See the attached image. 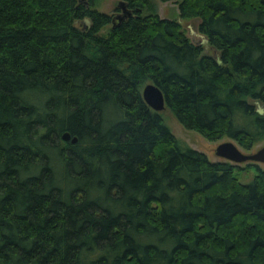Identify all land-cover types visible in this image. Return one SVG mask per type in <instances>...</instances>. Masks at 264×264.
I'll list each match as a JSON object with an SVG mask.
<instances>
[{
  "label": "trees",
  "instance_id": "obj_1",
  "mask_svg": "<svg viewBox=\"0 0 264 264\" xmlns=\"http://www.w3.org/2000/svg\"><path fill=\"white\" fill-rule=\"evenodd\" d=\"M0 0V264H264V169L210 161L176 120L264 139V0ZM68 132L76 142L64 140Z\"/></svg>",
  "mask_w": 264,
  "mask_h": 264
},
{
  "label": "rangeland",
  "instance_id": "obj_2",
  "mask_svg": "<svg viewBox=\"0 0 264 264\" xmlns=\"http://www.w3.org/2000/svg\"><path fill=\"white\" fill-rule=\"evenodd\" d=\"M155 10L157 14L161 18H167V19H177L181 25L183 30L185 31L186 36L195 44H202L203 46V52L210 53L211 49L205 42V37L201 35L198 30L197 26L199 24L198 18H192V19H181L179 18V10L177 3L172 1L167 2H161V1H155L154 2ZM117 7V0H102L97 3L96 8L101 11L112 15H117L120 13V11H116ZM165 124L170 128L171 132L174 134V136L181 141L184 145L198 150L200 152H203L206 154L208 159L210 161L216 162V161H227L219 156L216 155L215 149L217 145H219L222 142L226 141H233L229 138H222L217 141H209L208 139L204 138L199 133L185 129L172 115V113L167 109L164 108L162 111H160ZM234 142V141H233ZM236 144V142H234ZM237 145V144H236ZM264 145V139L258 143H256L252 149L249 151L243 150L242 148L239 149L242 152L250 153L256 151L258 148ZM231 163L232 165L244 167L247 164L253 165L251 168H249L247 171H240L236 172L240 181L243 183H247L251 180L253 175L257 172L256 168L254 166H258L261 169H264V163L261 162H243V163H233L230 161H227Z\"/></svg>",
  "mask_w": 264,
  "mask_h": 264
},
{
  "label": "water",
  "instance_id": "obj_3",
  "mask_svg": "<svg viewBox=\"0 0 264 264\" xmlns=\"http://www.w3.org/2000/svg\"><path fill=\"white\" fill-rule=\"evenodd\" d=\"M118 5L122 10L121 13L116 15L117 19L121 20L124 16L131 15L130 10L125 7L124 2L120 1ZM142 97L147 105L156 112H160L165 108L164 96L161 90L153 83H146L143 86ZM62 138L64 140H71L73 143L77 140L75 137L71 138L68 132L63 133ZM215 153L217 156L233 163L249 161L264 163V145L254 152L244 153L233 141H226L217 145Z\"/></svg>",
  "mask_w": 264,
  "mask_h": 264
}]
</instances>
